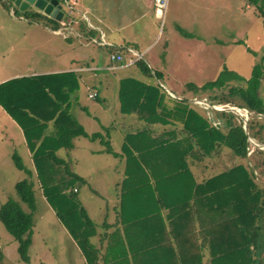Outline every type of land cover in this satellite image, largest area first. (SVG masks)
<instances>
[{
  "label": "rangeland",
  "instance_id": "1",
  "mask_svg": "<svg viewBox=\"0 0 264 264\" xmlns=\"http://www.w3.org/2000/svg\"><path fill=\"white\" fill-rule=\"evenodd\" d=\"M58 1L62 5L63 16L57 19V27L61 30L55 33V27L47 19L53 16L44 13L46 19L26 17L25 10L33 9L32 6L20 10L12 0H0V204L12 197L29 210L16 192L15 182L25 177L32 180L36 206L32 210L34 225L32 243L28 249L30 263L88 264L85 262L87 255L79 242L56 214L58 209L54 203L58 201L51 202L45 193L47 180L57 181L59 175L65 174L64 167L55 164L52 166L56 171L43 173L38 169L33 153L32 166L24 140V127L28 121L31 123L26 114L31 104V72L45 68L78 67L79 75L85 76L84 83L68 110L88 133L101 131L109 138L113 149L119 152L114 156L103 150L104 145L99 139L82 135L73 139V147L55 148L57 155L66 158L69 168L85 179V182H80L71 177L70 183L62 188H78V204L84 206L93 221L88 229V242L93 246L90 258L97 264L104 261L98 247L100 240L97 239L100 232L102 237L105 236V229H100L101 222L118 217L113 221L115 228L120 226V220L124 226L132 221L133 224L126 226L140 228L136 225L140 217L128 216L127 210L129 207L130 211L147 212L144 201L151 194L149 185L153 186L144 179L148 169L141 161V156L148 154V147L140 139L132 145L124 138L144 129L150 130L151 135L159 134L162 129L159 121L149 122L133 112L120 109L121 79L129 77L157 86L163 104L174 107L184 101L210 123L224 122L220 108L227 107L228 103L210 100L214 94L226 95L230 85L239 84V81L230 80L224 86L213 89H202L200 86L215 78L224 66L245 77L250 75L252 65L264 54V0H164L159 15L157 0ZM102 32L103 38L111 44L103 43ZM113 47L122 52L124 59L110 58ZM137 58H142L153 70H160L162 76L145 75L135 62ZM129 59L133 62L125 65ZM93 87L100 90L99 95L88 97L87 92ZM260 93L264 98V78ZM23 111H26L24 117L28 120L18 119L21 124L15 120L16 124L13 116L20 117ZM240 111L246 113V110ZM44 120L41 117L34 121L33 134L40 131ZM254 120L257 125L264 124V115H258ZM176 122L171 127L179 137L172 140L180 138L178 130L183 125L181 121ZM260 133L264 137V128ZM253 139L264 149L263 142ZM254 146L252 143V148ZM251 150L243 158L235 156L230 148L224 146L218 156L204 157L201 162H190L191 154H184L182 159L179 156V159L184 164L188 163L199 182L243 162L254 168L255 180L264 184V155ZM14 152L20 155L31 174L15 165ZM129 156L136 159L132 168L128 167ZM139 166L141 168L137 169ZM151 166V169L155 167ZM137 176H141L142 182L140 186L132 187L130 181ZM65 199L63 195V201ZM67 204L71 216L81 225L83 218L76 200ZM169 211L168 207L163 206L157 215H168ZM74 212H77V218ZM82 226L85 230L88 227L84 223ZM262 231L264 234V228ZM191 239L194 246L202 240L198 232ZM201 252L207 251L204 248ZM211 254L196 257V261L198 264H214ZM0 264H25L18 254L17 241L1 220Z\"/></svg>",
  "mask_w": 264,
  "mask_h": 264
},
{
  "label": "trees",
  "instance_id": "2",
  "mask_svg": "<svg viewBox=\"0 0 264 264\" xmlns=\"http://www.w3.org/2000/svg\"><path fill=\"white\" fill-rule=\"evenodd\" d=\"M6 6L10 7L8 4ZM25 13L26 17L46 19L44 13L35 9H27ZM262 15L264 17V11ZM47 19L55 27L53 29L58 28L59 22L55 17H47ZM113 50L120 51L117 47H113ZM252 52L255 54L254 50ZM135 62L145 75L151 77L154 74L156 78L162 76L160 70H153L142 58H137ZM30 76L33 87H29L31 104L27 109L28 113L23 111L20 112V117L13 116V118L18 122V119L26 121L28 119L24 116L27 114L31 120V123L28 121L25 125L24 133L38 169H41L43 173L50 170L51 173L56 171L55 166L52 165L64 167L65 174L59 175L57 181L47 180L46 197L51 202L58 201L54 204L58 209L56 214L59 220L71 236L77 239L87 255V261L94 264L90 258L93 246L88 242L90 234L88 229L93 225V221L84 206L78 204L76 194L78 188L75 190L73 187L71 190L62 188L70 183L71 177L80 182H85V179L69 168L66 159L57 155L55 148L73 147V138L82 135L90 139H99L104 145V150L114 156L119 155V152L113 149L109 138H106L101 131L88 133L69 112L68 90H73L77 86L73 72L42 73ZM263 78L264 54L252 65L248 77L224 66L215 78L205 81L200 86L202 89H213L224 86L230 80L239 81V84L230 85L226 95H212L210 102L228 103V105L246 108L248 111L247 133L243 127L242 117L232 110L222 111L224 122L210 123L204 116L189 108L188 103L184 101L177 103L174 107L163 104L157 86H150L129 77L121 79L120 109L124 112H133L149 122L159 121L163 125L159 134L151 135L150 130L144 129L134 133L133 136L127 135L124 138V141L127 140V143L130 142L132 145L140 139L148 147V154L142 155L141 161L148 169V172L144 173L146 183L153 184V186L149 185V189H152L151 194L144 201L147 212L130 211L128 207V216H155L159 208L163 206L170 208V212H173L177 210L175 206L193 203L194 214L197 217L205 216L210 219L208 227H210L211 235L207 244L211 249V260L214 264H264L262 231L264 228V184L255 180L254 168H251L248 163H236L199 182L194 178L188 163L184 164L181 160L184 154H191L190 162H201L204 157L218 156L224 146L230 148L232 154L237 157H246L250 148L251 152L255 150L264 155V149L257 146L252 148V143L248 139L250 136L264 143V137L260 133L264 124L257 125V121L254 120L258 115H264V98L260 93ZM65 93L67 96L64 98ZM210 109L214 111L213 108ZM41 117L45 118V123L42 124L39 132L33 134L34 121ZM49 120L53 122V131L44 135L42 131ZM176 121H181L183 125H180L178 130L180 138L172 140L179 137L171 127L177 123ZM12 157L19 169H23L28 174L32 173L18 153L14 152ZM134 162L136 163V159L129 156L128 167L132 168ZM151 165L155 167L151 169ZM139 168L141 166L137 169ZM141 182V176L130 181L132 187L140 186ZM15 190L29 210H26L16 199L9 197L0 204V220L17 241L20 258L25 264H31L28 249L32 243L34 225L32 210L36 206L32 180L25 177L16 181ZM63 195L66 198L64 201ZM75 200L79 206V214L83 218L81 225L71 216L67 204L68 201L75 202ZM74 206L75 211L76 205ZM74 214L76 217L77 212ZM83 223L88 226L86 230L82 226ZM193 263L198 264V260Z\"/></svg>",
  "mask_w": 264,
  "mask_h": 264
},
{
  "label": "crops",
  "instance_id": "3",
  "mask_svg": "<svg viewBox=\"0 0 264 264\" xmlns=\"http://www.w3.org/2000/svg\"><path fill=\"white\" fill-rule=\"evenodd\" d=\"M101 36L103 38V32ZM103 40L107 42L106 44H111V42L107 39L103 38ZM128 47L135 50L131 46ZM114 51L116 50H112L111 52ZM118 52L122 54L121 51ZM131 60L132 59H129L127 63H125V65L129 64ZM120 66L124 65L121 64ZM76 68L78 67L37 69L33 70V72H31V75L67 71L73 72L75 75L77 86L73 90H68L70 96L69 99H72L69 102L68 107L71 108L72 102H75L73 101V99L77 98L80 94L85 77L82 74L79 75ZM83 68L85 67H82V69ZM92 91H97V95H99L100 90L93 87L90 91L87 92L88 97H91L89 96V93ZM168 91L171 92L170 90ZM66 96L67 94L65 93L63 97L65 98ZM103 110L106 111V109ZM12 120L16 122L14 118H12ZM52 131L53 122L52 120H49L47 121V124L45 125L42 132L44 135H46L52 133ZM24 140L26 146L28 147L27 153L29 154L30 161L33 166V151L27 144L26 138ZM177 208H179L177 212L176 210L172 213L169 211L168 215L164 214L160 217L158 215L147 218L140 217L136 223L138 227L140 226V228L138 229L126 226L133 224L132 221L127 222L124 226V224H122L120 220V223L118 224L120 226H118L117 229L115 228V226H113L115 223L113 221L119 219L118 217H115L114 220L104 219L101 222L102 227H100V229H105V232L103 233L105 236L102 237L101 232L97 235V239L100 240V246H98L99 251L101 250L100 253L103 254L104 261H98L97 264H194L193 262L196 261V257L210 254L211 249L207 244V241L210 239L211 235L210 227H208V225L210 224V219L205 216L197 217L194 214L193 203H191V205L183 204L175 206V209ZM197 232L201 235V239L203 241L200 240L198 242L199 244L197 243L196 246H194V240L191 238ZM203 245L205 247H203ZM204 248L207 252L200 253V250H204ZM96 249L98 250L97 246ZM85 262L91 264L87 260Z\"/></svg>",
  "mask_w": 264,
  "mask_h": 264
},
{
  "label": "water",
  "instance_id": "4",
  "mask_svg": "<svg viewBox=\"0 0 264 264\" xmlns=\"http://www.w3.org/2000/svg\"><path fill=\"white\" fill-rule=\"evenodd\" d=\"M15 5L19 7L20 10H25L32 6L35 10H40L56 19H61L63 16L62 5L58 0H12ZM243 127L247 133V119L244 118ZM248 139L254 145L263 148L258 141L248 136Z\"/></svg>",
  "mask_w": 264,
  "mask_h": 264
},
{
  "label": "built area",
  "instance_id": "5",
  "mask_svg": "<svg viewBox=\"0 0 264 264\" xmlns=\"http://www.w3.org/2000/svg\"><path fill=\"white\" fill-rule=\"evenodd\" d=\"M164 0H157V9H160L161 10V7L164 6ZM61 29L60 28H56V29H53L54 32H59ZM103 43H107L106 41L102 40ZM132 49V48H130ZM133 50V49H132ZM110 58L111 59H116V60H122L124 59L123 55L118 52V51H114V52H111L110 53ZM133 62V60L130 61V63ZM97 94V91H92L89 93V96L91 97H95ZM229 106V107H228ZM227 107H223V108H220V110H232L234 111L237 115H239L240 117H242L243 119V122H244V118L247 119L248 117V111L246 108L244 107H239V106H236V105H228ZM238 107V108H236ZM240 109H243V110H246V113L244 111H240ZM76 189V187L74 188V190Z\"/></svg>",
  "mask_w": 264,
  "mask_h": 264
},
{
  "label": "bare ground",
  "instance_id": "6",
  "mask_svg": "<svg viewBox=\"0 0 264 264\" xmlns=\"http://www.w3.org/2000/svg\"><path fill=\"white\" fill-rule=\"evenodd\" d=\"M166 1V0H165ZM158 11H157V13H158V15H159V13H161V10H159V9H157Z\"/></svg>",
  "mask_w": 264,
  "mask_h": 264
}]
</instances>
